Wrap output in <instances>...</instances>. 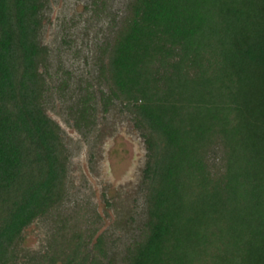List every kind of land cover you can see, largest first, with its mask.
<instances>
[{"label":"trees","instance_id":"trees-1","mask_svg":"<svg viewBox=\"0 0 264 264\" xmlns=\"http://www.w3.org/2000/svg\"><path fill=\"white\" fill-rule=\"evenodd\" d=\"M47 3L0 0V264L66 198L68 152L44 108ZM102 54L105 109L133 114L149 150L148 218L124 264H264V0H131ZM57 217L29 264H107L102 236L89 250L94 234Z\"/></svg>","mask_w":264,"mask_h":264},{"label":"rangeland","instance_id":"rangeland-1","mask_svg":"<svg viewBox=\"0 0 264 264\" xmlns=\"http://www.w3.org/2000/svg\"><path fill=\"white\" fill-rule=\"evenodd\" d=\"M130 1L48 0L42 11L40 43L49 50L42 68L47 71L44 108L60 126L68 152L66 198L57 212L25 228L13 264H29L47 252L58 213L85 236L94 234L89 250L103 237L107 264H124L127 248L141 236L148 218L144 130L119 101L105 109L108 87L99 74L102 50L122 26ZM88 96L92 124L78 126L83 123L77 113Z\"/></svg>","mask_w":264,"mask_h":264}]
</instances>
